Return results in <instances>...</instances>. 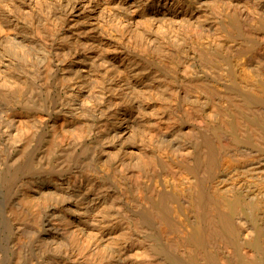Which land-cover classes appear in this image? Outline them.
Returning a JSON list of instances; mask_svg holds the SVG:
<instances>
[{
    "label": "bare ground",
    "instance_id": "6f19581e",
    "mask_svg": "<svg viewBox=\"0 0 264 264\" xmlns=\"http://www.w3.org/2000/svg\"><path fill=\"white\" fill-rule=\"evenodd\" d=\"M0 264H264V0H0Z\"/></svg>",
    "mask_w": 264,
    "mask_h": 264
}]
</instances>
